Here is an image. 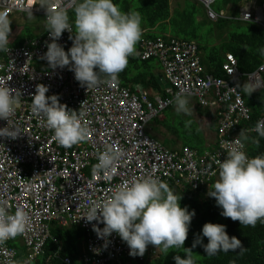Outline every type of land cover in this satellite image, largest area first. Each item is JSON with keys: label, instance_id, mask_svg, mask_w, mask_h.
I'll return each mask as SVG.
<instances>
[{"label": "built area", "instance_id": "2783aa9c", "mask_svg": "<svg viewBox=\"0 0 264 264\" xmlns=\"http://www.w3.org/2000/svg\"><path fill=\"white\" fill-rule=\"evenodd\" d=\"M195 1L204 7L209 19H217L218 15L210 8L216 0ZM72 3L73 0H50L52 8L63 4L68 11ZM0 11L7 12L8 18L25 13L46 17V10L38 0H0ZM262 13L264 3L248 1L240 19L264 27V21L260 20ZM70 35L64 31L57 41L66 52L72 46ZM50 42L47 32L37 46L9 48L5 58L0 60V86L7 85L21 93V106L9 124L0 120V128L16 126L20 132L15 139L0 137V201H6L9 213L21 207L29 214L25 232L0 245V264L5 260L16 264L18 252L11 246L14 240L25 246L24 264H30L42 253L53 224L62 228L75 225L83 231L81 264H121L120 256L129 255L126 242L116 233L107 240L98 238L93 225L102 229L103 223H89L81 216L92 204L107 199L123 182L148 175L162 182L173 179V184L182 188L208 187L210 180L218 176L215 161L223 162L226 158L221 142L236 138L226 137V133L238 130H243L245 136L256 133L255 126L244 125L249 122L251 112L237 87L248 82L256 91L261 90L264 64L254 72L240 73L234 56L225 53L221 69L226 78H204L195 42L170 37L142 38L143 52L138 56L141 60L154 59L161 78L169 85L165 93L170 97L155 94L149 100L144 91L135 88L131 93L116 79L104 77L105 83L98 88L87 89L75 80L74 73L67 66L51 69L47 61L41 59ZM38 62L42 68L34 66ZM38 84L48 87L46 96L56 94L59 102L67 108L83 113L82 123L90 129L86 142L69 148L56 143L44 118L31 111V97ZM172 89L176 94L183 91L186 97L194 98L203 109L215 110L212 113L219 124V141L214 145L215 149L201 155L187 148H182L181 152H169L159 140L146 134L147 125L172 105L176 96ZM261 120L264 117L258 121ZM239 123L243 128L237 127ZM109 145L119 147L123 152L116 170L94 175L92 167ZM137 257L142 259V256ZM63 262L73 264L69 258Z\"/></svg>", "mask_w": 264, "mask_h": 264}, {"label": "clouds", "instance_id": "9594fccd", "mask_svg": "<svg viewBox=\"0 0 264 264\" xmlns=\"http://www.w3.org/2000/svg\"><path fill=\"white\" fill-rule=\"evenodd\" d=\"M245 1L237 4V13L244 11ZM38 3L46 10L45 31L51 39L41 59L46 60L51 69L67 66L81 86L94 89L105 83L104 77L115 80L127 66L128 58L135 54L136 44L142 37L139 12H124L114 0H73L70 11L63 4L52 8L50 0H38ZM71 11L70 22L68 13ZM11 17L0 11V52H5V56L9 51ZM64 31L72 34L69 36L72 46L67 52L57 43ZM259 52L264 56V47ZM263 64L264 61L255 70ZM137 88L143 91L140 86ZM241 88L249 95L255 90L248 82ZM48 91L46 85L36 86L31 97L32 113L44 118L45 126L53 131V139L59 146L69 148L86 142L90 129L82 123L83 113L67 108L56 94L46 96ZM174 103L178 114L190 113L189 101L183 91L176 94ZM20 106L21 93L7 85L0 86V120L7 121L8 125ZM254 131L264 138V120L257 121ZM19 134L16 126L0 128V137L15 139ZM239 136L247 138L243 130ZM221 148L225 150L226 158L223 162L215 161L218 179L208 196L215 198L224 217L239 221L243 226L254 227L258 221L264 223V155L248 156L244 151L245 144L238 138L222 141ZM122 155L119 147L107 146L98 156L92 173L115 172ZM180 200L181 196L175 195L166 183L148 175L115 187L107 199L92 204L81 218L89 223H103L102 229L93 225L97 237L107 240L116 233L126 242L129 255L133 257L142 256L148 245L166 254L169 249H182L186 258L174 256L175 264H196L192 249L197 245L203 247L207 256L237 249L243 251L241 241L235 236L230 238L225 225L211 222L202 226L200 236L191 247L184 248L195 210L181 207ZM28 222L29 214L25 209L17 207L14 213H9L6 201H0V245L23 234ZM202 237L207 238L206 244ZM2 264L12 262L5 260Z\"/></svg>", "mask_w": 264, "mask_h": 264}, {"label": "trees", "instance_id": "16d2710c", "mask_svg": "<svg viewBox=\"0 0 264 264\" xmlns=\"http://www.w3.org/2000/svg\"><path fill=\"white\" fill-rule=\"evenodd\" d=\"M220 1L228 6L232 16L237 14V4L241 0ZM259 1L258 4L264 3V0ZM114 3H117L124 12L137 11L141 14V39L167 38V32H172L174 38L178 39L180 34H182L180 39L195 42L198 45L199 53L203 52V50L206 51V48L197 43L202 41L198 31L205 28L206 24L213 25L214 27L207 30V34L210 37H216L218 45L210 48L208 54H200L203 67L202 77L204 78L206 76L226 78L225 73L221 69V65L224 62L223 53H230L234 56L237 62V71L240 73H251L264 61V56H261L259 52V49L264 47V27L254 21L246 22L247 31L239 33L238 31L230 30V25L233 23L232 19L220 18L212 22L207 16H202L201 20L198 17V12L196 13V9L194 7L188 9L184 3L183 9H180V4H178V7L173 10H171L170 0H114ZM68 14L71 22L72 11ZM157 33L160 36H156L155 34ZM141 39L136 44L135 54L128 58L127 66L117 75V83L129 91L134 86H140L147 95L150 91H153L162 96V98L170 97L166 95L164 90H161L159 84L161 73H157L160 69L156 61L154 59L141 60L138 56L139 53L143 52L140 43ZM219 52H222V54H218ZM262 81V90L252 95L246 94L239 85L237 87L243 96L245 105L251 112L249 122H244V125L255 126L257 121L264 117V73ZM172 92L173 95L176 94V90L172 89ZM148 99L152 100L150 96H148ZM173 104L154 119L153 125L156 128L153 131L154 133L151 132L152 129L150 130L147 127L146 134L159 140L158 133L160 129H163L164 138L160 142L161 146L167 151L178 143L182 146L176 150L187 148L191 151L192 149L200 151V144L203 142L199 130L197 134L189 131L190 126H188L187 121L189 116L186 119L180 118L179 115L172 111ZM202 109L194 106L195 112L202 113L199 117H203L208 113L207 108L206 110ZM246 137L242 141L245 144L244 151L247 155L250 157L264 155V138L259 137L257 133L249 134ZM212 149L215 148L212 147ZM163 182L168 185L175 195L181 196V207L188 206L190 211L195 210V215L191 220L188 235L183 245L184 248L191 247L197 236H200L202 226L206 222L225 225L229 237L235 236L241 241L243 251L239 249L230 250L227 253L219 252L214 256H207L203 247L197 245L196 248L192 249L196 264H264V223L258 221L254 227L243 226L239 221H233L231 218L222 216V209L216 205L215 198L207 194L212 190L215 179L210 180L208 187L196 190L188 186L179 187L173 184V179ZM53 225L54 229L50 230L51 236L45 241L42 253L30 264H64L65 258H69L73 264H81L79 260L80 251L77 246L81 240H79V237L84 235L83 231L73 227L62 232L55 227V224ZM202 242L206 244L207 238L202 237ZM176 255H179L182 259L186 258L182 249H169L166 254L159 248L148 245L141 260L137 256L122 255L124 263L121 262V264H175L173 257ZM19 258L20 255L18 254V264Z\"/></svg>", "mask_w": 264, "mask_h": 264}, {"label": "rangeland", "instance_id": "374dc122", "mask_svg": "<svg viewBox=\"0 0 264 264\" xmlns=\"http://www.w3.org/2000/svg\"><path fill=\"white\" fill-rule=\"evenodd\" d=\"M171 2V10L177 8L178 4H180V9H183L184 7V4H185V7L187 6L188 9H192L193 7L196 9V13L198 12V17L202 20V16H207L206 15V12H205V9L204 7L197 1L195 0H170ZM184 3V4H183ZM243 7V5H242ZM211 10L213 12H215L218 17L217 19H225V18H230L232 19L233 23L230 25V30H234V31H238L239 33H245L247 30H246V22H243V21H240L239 17H240V14L237 13L235 16H232L228 10V6L224 5V2H221L220 0H216L214 4L211 5ZM30 18L29 15H25V20H28ZM208 18V17H207ZM216 19V20H217ZM216 20H212V22H215ZM260 20L261 22L264 21V13L261 14V17H260ZM11 21V20H10ZM38 19H34L33 21H31L30 23L27 24V29L34 26L35 23L37 24H42L41 22L38 23L37 22ZM12 23V21H11ZM32 24V25H30ZM214 27L213 25L211 24H206L205 28H203L202 30L198 31L199 34H200V37L202 38V41L200 42H197L198 44L200 45H203L205 48H206V51L203 50V52L201 51L200 54L201 55H206V53L208 54L209 52V49L212 48L214 45H218V40L216 39V37H213V36H209L207 34V30ZM41 27L38 26V29L37 30H40ZM24 31V28L18 24H16V26H14L10 32V36L11 37H15L17 36L18 34H20L21 32ZM154 35V34H153ZM156 36H160L159 33L155 34ZM182 34H180L179 38L180 39L182 36ZM166 36L167 37H171V38H174V34L172 32H167L166 33ZM16 38V37H15ZM218 54H222V52H219ZM241 85H243L242 83L239 84V87H241ZM188 98V101H189V104H188V107L190 109V113L188 114L191 118L188 119V126L189 127V131H192L194 132L195 134H197L198 130L201 131L203 129V126L201 124L202 122V119L199 118V116L202 115V113H199V112H195L194 111V106H198L200 109H201V106L196 102V100L194 98H190V97H187ZM173 103H174V100H173ZM173 112H175L177 115H179L180 118L182 119H186V116L187 114H184V113H177L175 111V103L173 104ZM153 124H154V120L152 122H150L147 127L149 126H152L153 127ZM155 127H153L152 131H155ZM209 129V125L206 126L204 129H203V135L208 131ZM157 131V130H156ZM159 131V130H158ZM212 131L214 132L215 130L212 129ZM204 137L208 140V141H211L214 137V135L212 133H206V135H204ZM158 139L161 140L162 139V136L161 135H158ZM218 177V176H217ZM216 177V178H217ZM216 181V179H215ZM54 227V226H53ZM52 227V228H53ZM55 227H57L55 225ZM11 246L13 248H15L17 250V252L19 253L21 250H24V253H26V248L24 245H22V243L20 241H17V240H14L11 242ZM123 256H120V260L122 263L123 262Z\"/></svg>", "mask_w": 264, "mask_h": 264}, {"label": "crops", "instance_id": "0c3cea01", "mask_svg": "<svg viewBox=\"0 0 264 264\" xmlns=\"http://www.w3.org/2000/svg\"><path fill=\"white\" fill-rule=\"evenodd\" d=\"M25 15H29L30 18L28 20H25ZM35 18L38 19V21H37L38 23L41 22L42 24L35 23L34 26H32V27H30V28L27 29V24L30 23L31 21H33ZM10 20L12 21V23H10L11 30H12V28L14 26H16V24H18V25H20V26H22L24 28V31L21 32L20 34H18L17 36H15L16 38L10 36V44L8 46L9 48L10 47H31V48H33V47L37 46L39 42H42V40L46 36L47 31H45V21H44V18H43V15L42 14H40V15H38L36 13L15 14V15H13L11 17ZM30 25H32V24H30ZM38 26L41 27L40 30H37L38 29ZM180 40H182V39H180ZM198 50H199V48H198ZM199 56H200V53H199ZM4 58H5V52H1L0 60H3ZM200 58H201V56H200ZM34 66L36 68H42V65H41L40 62L34 64ZM157 73H161V72L160 71H157ZM137 87L138 86H134L133 89L130 90V92L131 93H134V90ZM261 90H259V91H256L255 90L250 95H252L254 93H257V92H260ZM155 94H157V93L156 92H153V91H150L149 94L147 95V97L150 96V98L152 99V96L155 95ZM202 110H206V109H202ZM207 110H208V113H206L205 116L199 117V118L202 119L201 124L203 126V129L206 126L209 125V129H208V131L206 133H212L214 135V137H213V139L211 141H208L204 137V135H206V133L203 135V132H202L203 129L201 131H199L200 132V135H201L202 142H203L202 144H200L201 145V150L198 151V150H193L192 149V151L195 152L197 155H201L204 152H208V150L209 149H212V147H214V145H216V143L219 141L218 140V133H217L219 124L217 123L216 116H214V114L212 113L215 110L214 109H207ZM187 116H189V115L187 114ZM189 118H191V117L189 116ZM241 124L242 123H239V125H237V127L239 129L242 128L241 127ZM153 127H154V125H153ZM153 127L152 126H149L150 130L153 129ZM212 129L215 130V131L213 132ZM151 132H153V131L151 130ZM163 132H164V130L163 129H160V132L158 133V135H161L162 136V139L164 138ZM240 133L241 132L239 130L238 131H235V132H228V133H226V137H233V138L236 137V138H239V139L243 140L244 137L239 136ZM159 142H160V140H159ZM180 146H182V145L178 143L175 146H173L172 148H169L168 150L171 151V152H173V151L174 152H181V149L182 148H179L178 150H176ZM217 179H218V177L216 178V180ZM73 227H75V228L77 227L76 229L81 230L78 226H75V225H70V226H66V227H63V228L60 227V226H58L57 228L60 231L64 232V231L70 230ZM79 240H80V243L78 244V246L76 244V246H77L78 250L81 252V250H82V243H83V236H80L79 237ZM80 252H79V254H80ZM18 254L20 255L19 264H24V259H25L24 256H25L26 253H24V250H21L19 253H17V255ZM16 264H18L17 258H16Z\"/></svg>", "mask_w": 264, "mask_h": 264}, {"label": "water", "instance_id": "95a60500", "mask_svg": "<svg viewBox=\"0 0 264 264\" xmlns=\"http://www.w3.org/2000/svg\"><path fill=\"white\" fill-rule=\"evenodd\" d=\"M159 84L161 86V90L169 89L168 83L163 80L161 77H159Z\"/></svg>", "mask_w": 264, "mask_h": 264}, {"label": "flooded vegetation", "instance_id": "af4514ba", "mask_svg": "<svg viewBox=\"0 0 264 264\" xmlns=\"http://www.w3.org/2000/svg\"><path fill=\"white\" fill-rule=\"evenodd\" d=\"M249 0H246L245 3H248Z\"/></svg>", "mask_w": 264, "mask_h": 264}]
</instances>
